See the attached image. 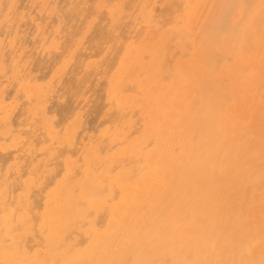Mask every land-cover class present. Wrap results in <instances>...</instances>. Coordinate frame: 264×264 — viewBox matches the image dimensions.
<instances>
[{
  "label": "bare ground",
  "instance_id": "bare-ground-1",
  "mask_svg": "<svg viewBox=\"0 0 264 264\" xmlns=\"http://www.w3.org/2000/svg\"><path fill=\"white\" fill-rule=\"evenodd\" d=\"M0 264H264V0H0Z\"/></svg>",
  "mask_w": 264,
  "mask_h": 264
}]
</instances>
